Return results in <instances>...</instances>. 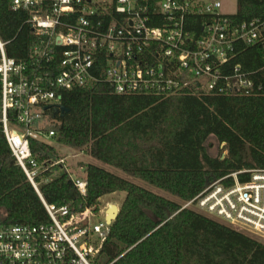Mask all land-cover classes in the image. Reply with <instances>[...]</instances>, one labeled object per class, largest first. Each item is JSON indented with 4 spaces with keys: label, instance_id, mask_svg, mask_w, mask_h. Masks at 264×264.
<instances>
[{
    "label": "built area",
    "instance_id": "2783aa9c",
    "mask_svg": "<svg viewBox=\"0 0 264 264\" xmlns=\"http://www.w3.org/2000/svg\"><path fill=\"white\" fill-rule=\"evenodd\" d=\"M27 14L34 36L27 56L6 53L0 38V125L11 156L38 194L48 221L33 225L0 220V264H99L112 225L109 205L74 209L47 204L39 178L61 166L81 195L65 159L39 163L30 140L52 139L44 130L62 92L108 84L118 95L167 98L180 94L256 96L263 80L231 65L236 47L264 52V20L236 23L221 4L201 0H10ZM198 30V33H197ZM264 79V65L259 71ZM243 178V179H242ZM188 209L264 244V170L243 169L209 183ZM103 214L102 221L92 219Z\"/></svg>",
    "mask_w": 264,
    "mask_h": 264
},
{
    "label": "trees",
    "instance_id": "16d2710c",
    "mask_svg": "<svg viewBox=\"0 0 264 264\" xmlns=\"http://www.w3.org/2000/svg\"><path fill=\"white\" fill-rule=\"evenodd\" d=\"M157 1L148 0L151 9ZM236 6V13L228 15L234 22L264 20V0H236ZM26 20V12L0 0V38L7 55L17 60L27 56L34 40ZM231 65L264 82L260 47L237 46ZM61 106L64 110L49 112L53 121L44 128L54 132L55 143L81 150L182 202L228 174L264 170V94L155 98L118 95L108 84H98L62 92ZM211 136L223 144V158L208 154L205 143ZM30 150L39 163L60 159L48 142L31 139ZM80 167L87 182L84 196L59 165L39 178V192L47 204L75 210L125 193L99 264H264L260 241L99 166ZM0 209V220L7 223L48 221L38 194L11 156L1 125Z\"/></svg>",
    "mask_w": 264,
    "mask_h": 264
},
{
    "label": "rangeland",
    "instance_id": "374dc122",
    "mask_svg": "<svg viewBox=\"0 0 264 264\" xmlns=\"http://www.w3.org/2000/svg\"><path fill=\"white\" fill-rule=\"evenodd\" d=\"M203 2H215L218 1L221 4V8H220V12L225 14V15H234L236 13V0H201ZM43 122L47 123V125H49L50 123L47 122L48 119L44 118L42 120ZM46 142H48L49 144H51L59 153L60 158H64L65 159V166L67 167V170L70 172V174H72V176L74 178H83V174L81 172V167L80 165H85V164H94L96 166L99 167H105L107 168V170H110L111 172H113L114 174L121 176L122 178H125L128 181H131L133 183H136L140 186H143L145 188H147L148 190L164 196L165 198L175 201L177 203H179L180 205L183 204L182 201L170 196L167 193H164L152 186H149L137 179H134L126 174H124L123 172L113 169L111 167H107L106 165H104L103 163L96 161L95 159H93L92 157H90L89 155H86L85 153H83L81 150L78 149H72V148H68L62 145H59L57 143H55L52 139L47 140ZM205 146L207 148V152L211 157H216L218 155L221 156V158H223L224 156H226L227 152L225 150V148L223 147V144H219L217 142V140L214 137H209L208 140L205 143ZM125 197V193L124 192H118L114 195H105L103 197H101L97 204L95 205L96 210L97 209H104L106 208V205H116L118 208L120 207L123 199ZM106 212V210H105ZM0 215H2V210L0 209ZM102 217L103 214H99L98 216L94 217L92 219V221L98 222V221H102ZM102 260V262L104 261L103 258H100V261ZM101 262V263H102ZM104 263V262H103Z\"/></svg>",
    "mask_w": 264,
    "mask_h": 264
},
{
    "label": "water",
    "instance_id": "95a60500",
    "mask_svg": "<svg viewBox=\"0 0 264 264\" xmlns=\"http://www.w3.org/2000/svg\"><path fill=\"white\" fill-rule=\"evenodd\" d=\"M61 110H64V107H60ZM119 213V208L116 205H109L108 209L106 211L105 221L108 224H111L116 219L117 215Z\"/></svg>",
    "mask_w": 264,
    "mask_h": 264
},
{
    "label": "crops",
    "instance_id": "0c3cea01",
    "mask_svg": "<svg viewBox=\"0 0 264 264\" xmlns=\"http://www.w3.org/2000/svg\"><path fill=\"white\" fill-rule=\"evenodd\" d=\"M89 164H91V163H89ZM105 165V164H104ZM107 166V165H106ZM107 167H109V166H107ZM101 168H103V169H105V170H107V168H105V167H101ZM81 170V172H82V174H83V176H84V169H80ZM107 171H109V172H111L110 170H107ZM111 173H113V172H111ZM114 174V173H113ZM116 175V174H115ZM118 176V175H117ZM121 177V176H120ZM143 187V186H142ZM145 188V187H144ZM147 189V188H146ZM118 193V192H117ZM114 194H116V193H113V194H111V195H114Z\"/></svg>",
    "mask_w": 264,
    "mask_h": 264
}]
</instances>
